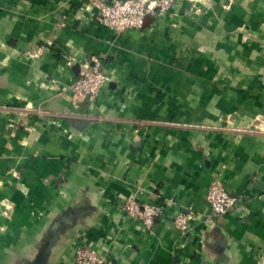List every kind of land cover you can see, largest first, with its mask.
I'll return each instance as SVG.
<instances>
[{"label":"crops","instance_id":"0c3cea01","mask_svg":"<svg viewBox=\"0 0 264 264\" xmlns=\"http://www.w3.org/2000/svg\"><path fill=\"white\" fill-rule=\"evenodd\" d=\"M111 2V0H105ZM0 0V264H264V0H174L141 28ZM99 58L94 98L71 85ZM218 181L241 204L186 232ZM129 193L159 203L150 227Z\"/></svg>","mask_w":264,"mask_h":264},{"label":"built area","instance_id":"2783aa9c","mask_svg":"<svg viewBox=\"0 0 264 264\" xmlns=\"http://www.w3.org/2000/svg\"><path fill=\"white\" fill-rule=\"evenodd\" d=\"M174 0H84L79 12L85 22L102 24L115 32L127 28H141L147 14L165 12ZM110 77L102 68L101 60L93 58V63H83L80 73L71 85L74 94L84 95L87 101H93L106 86ZM208 212L197 214L191 207L179 210L173 217L174 225L183 232L190 224L205 217L213 221L240 205V198L231 195L218 181H212L206 189ZM123 210L131 220L139 221L144 227H150L154 218L161 213L159 203H140L134 193H129L123 203ZM75 264H104L105 258L88 245H78L74 251Z\"/></svg>","mask_w":264,"mask_h":264}]
</instances>
